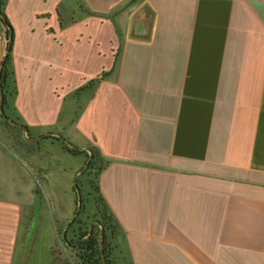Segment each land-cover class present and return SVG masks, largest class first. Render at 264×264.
Returning a JSON list of instances; mask_svg holds the SVG:
<instances>
[{
    "label": "crops",
    "instance_id": "obj_1",
    "mask_svg": "<svg viewBox=\"0 0 264 264\" xmlns=\"http://www.w3.org/2000/svg\"><path fill=\"white\" fill-rule=\"evenodd\" d=\"M145 3L142 40L130 30ZM5 13L17 87L5 111L109 160L98 183L123 230L119 264H264V0H7ZM7 44L0 21V63ZM67 102L80 113L61 123ZM1 116L0 264H56L44 204L24 251L36 172L62 149Z\"/></svg>",
    "mask_w": 264,
    "mask_h": 264
},
{
    "label": "trees",
    "instance_id": "obj_2",
    "mask_svg": "<svg viewBox=\"0 0 264 264\" xmlns=\"http://www.w3.org/2000/svg\"><path fill=\"white\" fill-rule=\"evenodd\" d=\"M7 0H0V14L3 15V18L0 17V21L5 25L6 33L10 31L12 33V40L8 42L6 48L9 49V53L7 54L5 63H3L2 71H1V79H2V87L4 91V101H3V109L8 117L11 119L20 122L27 128L28 135L31 136L29 128L21 121V117L16 116L13 117L5 111V109L9 106L10 98L14 97L17 94L16 80L14 78L13 71V57H12V45L14 41V34L12 29V24L10 23L8 17L5 13ZM84 12L87 14H93L91 11H87L83 7H81ZM60 15V14H59ZM60 17V16H59ZM74 20V19H73ZM62 23V22H61ZM117 52H115V64L117 60ZM113 69V68H112ZM111 71V70H110ZM109 71H102L99 76H96L90 79L86 84L77 87L75 90V95H79L80 92L84 90H90L95 85L100 83L108 76ZM80 109L78 108L77 115L80 113ZM1 116V115H0ZM3 124L8 127H13L20 131V129L14 125H11L3 120L1 116ZM44 139L56 140L61 145V148L71 154H84L86 159L88 158V153L77 150H69L66 148L56 136H48ZM39 141V140H38ZM36 141V142H38ZM93 151V157L90 159L87 168L80 174L86 175L87 183L89 184L91 192L88 194H93L92 197V207L87 208L84 204L85 198L84 194L80 188V183L77 179V185L81 191L82 198V207L79 215L70 223L65 236L67 240L76 247V251L74 252L75 257L80 261L81 264H104L102 262V258L100 255V247L98 243V234H99V226L94 225L92 234H90L85 240H81V238L88 233L89 223L91 220L97 221L100 225L103 226L104 234H103V244H104V257L106 259L107 264H115V260L112 257V254L118 249L119 245L122 243L123 239V230L115 217V214L112 212V209L107 204L104 196L100 190L98 178L104 168L109 164V160H104L97 148L95 146L90 147ZM76 194V193H75Z\"/></svg>",
    "mask_w": 264,
    "mask_h": 264
},
{
    "label": "rangeland",
    "instance_id": "obj_3",
    "mask_svg": "<svg viewBox=\"0 0 264 264\" xmlns=\"http://www.w3.org/2000/svg\"><path fill=\"white\" fill-rule=\"evenodd\" d=\"M68 103L69 102L65 103L64 105L61 123L67 121L72 115L76 114L78 111V108H80V104H78L75 110L76 112L73 114L69 110ZM15 131L18 133V135L21 136V139H22L21 131L17 129H15ZM61 134L65 138H67L65 132H61ZM39 141L40 142L42 141L43 144L53 143L59 148L61 147V145L56 140L43 138L41 140L39 139ZM70 143L77 145L73 142H70ZM60 152H57V153L52 152L51 155H48L45 158L46 159L45 162H47L49 167L45 173H41L39 171L36 172V178H37L36 189L38 190L40 194L39 196H40L41 205L44 204L49 209V213H50L49 215L51 218L54 219V222L56 223L57 228H58L57 241H56L55 249H54V257H55L56 264H81L74 254V252L76 251V247L72 244L70 245L65 244L64 240L61 238V235H60V233H62L63 227L68 222V220L64 223L57 222V218L55 217V214H56L55 211H56L57 203L61 202V204L67 205L69 203V198L72 196H74V201L72 204H74L76 208V203H75L76 194H75V190L73 187V179L77 171L82 167L86 159V156L84 154H79V155L71 154V153L64 151L63 149ZM82 159H83V162H82ZM86 178H87L86 175H79L77 179L80 183V188L84 194L83 197L86 199L84 204L87 206V208H91L93 205L92 203L93 194L91 195L88 194L89 192H91V190H90L89 184L87 183ZM70 186L72 187V189H70ZM75 208L73 209V212L71 213L70 217L74 214ZM32 209H33V206L31 207V211ZM40 209H41V206H40ZM31 214L32 212L28 215V218H27L28 225L30 223ZM25 235H26V232H25ZM29 247H30V244H29ZM114 256L115 254L113 253L112 257L114 258ZM114 260H115V264L120 263L117 259H114Z\"/></svg>",
    "mask_w": 264,
    "mask_h": 264
},
{
    "label": "water",
    "instance_id": "obj_4",
    "mask_svg": "<svg viewBox=\"0 0 264 264\" xmlns=\"http://www.w3.org/2000/svg\"><path fill=\"white\" fill-rule=\"evenodd\" d=\"M0 17L3 18V15L0 14ZM152 25H153V12L151 7L145 3L143 4V6L141 7V9L139 11H137L132 19V30H130V36L134 37L136 39H142V40H147L150 36V31L152 30ZM7 40L8 42H11L12 40V33L10 31H7ZM9 53V49L6 48L5 50V54L3 57L2 62L0 63V114L3 117V120L6 121L7 123L14 125L16 127H18L21 130V133L24 137V140H26L27 142H33L36 140H41L45 137L48 136H56L58 137L59 141L69 150H77L80 152H87L88 153V158L85 159L82 167L77 171V173L75 174V177L73 179V187L76 193L75 196V203H76V208L74 211V214L69 218L68 222L65 224V226L63 227L62 233H60L61 238L64 240L65 244L70 245L69 241L67 240L65 233L70 225V223L79 215L80 211H81V207H82V194L80 191V188L77 185V178L79 177V175L87 168L88 163L90 161V159H92L93 157V151L90 147H79L77 145L71 144L67 138H65L62 134L56 132V131H48L46 133H44L43 135H38V136H30L28 135L27 132V128L21 124L20 122H17L13 119H11L10 117H8L6 115V113L4 112L3 109V101H4V91H3V87H2V79H1V71H2V66L3 63H5L7 54ZM39 192L38 190H36V195H35V210H34V214L30 220V223L28 225V232H26L25 235V251H24V255H26L27 251H29V244L31 241V236H32V232L34 231V227L36 224V220L38 217V214H40V196H39ZM94 225H98L99 226V234H98V243H99V247H100V255L102 258V262L104 264L106 263V259L103 255L104 253V244H103V234H104V229L103 226L100 225L97 221L95 220H91L88 227V233L85 234L81 240H85L90 234H92V230Z\"/></svg>",
    "mask_w": 264,
    "mask_h": 264
},
{
    "label": "flooded vegetation",
    "instance_id": "obj_5",
    "mask_svg": "<svg viewBox=\"0 0 264 264\" xmlns=\"http://www.w3.org/2000/svg\"><path fill=\"white\" fill-rule=\"evenodd\" d=\"M70 243V242H69ZM71 244V243H70Z\"/></svg>",
    "mask_w": 264,
    "mask_h": 264
}]
</instances>
